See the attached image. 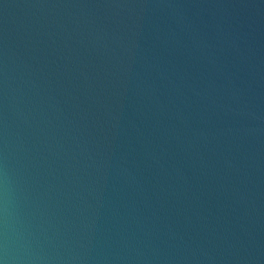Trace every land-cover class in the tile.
<instances>
[{
  "label": "water",
  "instance_id": "obj_1",
  "mask_svg": "<svg viewBox=\"0 0 264 264\" xmlns=\"http://www.w3.org/2000/svg\"><path fill=\"white\" fill-rule=\"evenodd\" d=\"M0 264H264V0H0Z\"/></svg>",
  "mask_w": 264,
  "mask_h": 264
}]
</instances>
